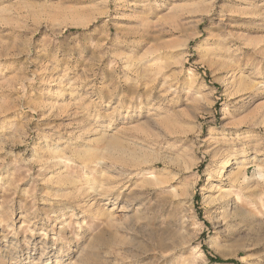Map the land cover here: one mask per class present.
<instances>
[{
	"label": "rangeland",
	"instance_id": "1",
	"mask_svg": "<svg viewBox=\"0 0 264 264\" xmlns=\"http://www.w3.org/2000/svg\"><path fill=\"white\" fill-rule=\"evenodd\" d=\"M261 209L264 0H0V264H264Z\"/></svg>",
	"mask_w": 264,
	"mask_h": 264
},
{
	"label": "bare ground",
	"instance_id": "2",
	"mask_svg": "<svg viewBox=\"0 0 264 264\" xmlns=\"http://www.w3.org/2000/svg\"><path fill=\"white\" fill-rule=\"evenodd\" d=\"M234 76H235V75H234ZM228 162H229V161H228ZM229 163H230V162H229ZM220 170H221V169H220ZM219 174L222 175V172H219ZM219 174H218V175H219ZM229 180H230V179H229ZM231 182H232V180H231ZM263 210H264V209H263ZM263 210L261 209L260 213H262Z\"/></svg>",
	"mask_w": 264,
	"mask_h": 264
}]
</instances>
